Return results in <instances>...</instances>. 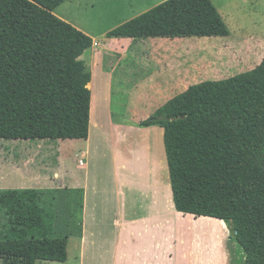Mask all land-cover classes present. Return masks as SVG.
Wrapping results in <instances>:
<instances>
[{"label": "rangeland", "instance_id": "374dc122", "mask_svg": "<svg viewBox=\"0 0 264 264\" xmlns=\"http://www.w3.org/2000/svg\"><path fill=\"white\" fill-rule=\"evenodd\" d=\"M163 1L66 0L54 10L93 39L81 56L91 71L92 142L90 154H86L90 160L87 170L76 167L79 158L87 161L82 154L85 139H0V239L47 236L48 212L55 233L68 236L66 261L36 264H112L115 247L117 264H129V254L134 264H211V260L213 264H230L236 244L226 223L176 210L163 133L149 130L139 121L188 84L228 78L259 64L264 56V0H211L229 31L226 36H107L109 30ZM153 47L159 51L150 56ZM157 72L173 91L152 97L147 87H139L147 79H156ZM87 171L90 214L98 213L100 220L96 231L88 225L92 235L82 249L79 235ZM126 181L132 193H126L125 201L129 198L134 206H140L139 215L155 209L148 200L164 206L168 222L164 237L162 232L152 231L155 223L140 220L134 238L127 237L124 229L119 239L115 200L124 192ZM168 184L171 207L165 206L170 201ZM216 224L222 225L221 231ZM0 264L23 263L0 256Z\"/></svg>", "mask_w": 264, "mask_h": 264}, {"label": "trees", "instance_id": "16d2710c", "mask_svg": "<svg viewBox=\"0 0 264 264\" xmlns=\"http://www.w3.org/2000/svg\"><path fill=\"white\" fill-rule=\"evenodd\" d=\"M66 0H0V139H86L93 44L54 13ZM229 31L211 0H164L108 37H209ZM141 126L163 128L177 211L224 221L230 264H264V56L252 69L188 85ZM0 239V256L23 264L67 260L68 236Z\"/></svg>", "mask_w": 264, "mask_h": 264}, {"label": "crops", "instance_id": "0c3cea01", "mask_svg": "<svg viewBox=\"0 0 264 264\" xmlns=\"http://www.w3.org/2000/svg\"><path fill=\"white\" fill-rule=\"evenodd\" d=\"M151 50H152L151 51L152 53H150V56L156 55L154 52L159 51V50H156L154 47ZM150 56L147 57L149 60V62L147 64L149 66L152 64V62L150 63ZM158 72H157L158 75L156 76V79H152V80L147 79V82L142 83L143 85L141 84V86L139 87V88L144 87L143 89H145V87H147L146 88L147 92H148L149 96H152V97L163 96L164 94H166L170 91H173V89L170 87L169 83L165 79H162V76H160ZM178 85H181V81L178 82ZM186 87H184V89ZM170 97H172V95ZM90 109H91V107H90ZM155 109H153V111ZM115 126H119L118 123H116ZM146 128H148L149 130H158V131L161 130V132L163 133V128L159 125L147 126ZM89 129H90V124H89ZM85 140H86V144H87L86 151L83 152L82 154H83V156H85V158H87V161H84L83 158H79V160L82 159L83 163L80 164L78 162L76 167L78 169H82V166H85V169L89 170L90 160L88 157H86V154L87 155L90 154V150H91L90 149L91 148L90 142H92V139L90 137V131L88 133V137ZM60 150L61 149H59V151ZM20 172L23 174V172H25V171H23V172L20 171ZM123 174H122V176L125 180V174L124 175ZM89 176H90L89 171L84 173L83 184L85 185V189H84V199H83V204H82V222H81L82 228H81L80 235H79V244L82 246V249L85 246L84 243L86 242V240L89 238V236L92 235V233H88V230H87L88 225L90 224L91 226H93V230L96 231L95 230L96 224H98L99 220H100L98 217V213H94L93 216H92V214H90V204H89V197H88ZM129 177L132 178V171H130ZM131 182H132V180H131ZM126 183H127V181L125 182V186L123 185L125 187L124 192L121 194L119 193L117 199L115 200L116 205H117V210H118V217H119V222H118V225L116 227V229H117L116 233L119 236V239H121V234L123 233L124 229H126L127 237H131L130 239L134 238V236H135L134 235L135 234V225L140 220H141V222H151V223L153 222V223H155V228H154L155 230H152V231L154 233L162 232V236L164 237L165 233H164L163 229L165 227V224L168 223L167 222V216L163 212V210H165V208H163L164 206H160L159 204H156L157 201H155V199H154L153 204L150 203V200H148L147 201V203L149 202L148 205L151 207H154L155 209L152 211V213H145L144 212L142 215H139L137 210L140 209V206H134L133 203H130L131 200L129 198H127V201H125V198L127 196L126 193H128V191L132 193V189L131 188L129 189L128 186L126 185ZM130 184L132 185V183H130ZM20 187L31 188V186H29V185L25 186V184H21ZM168 188H169L170 201H169V203H166L165 206L169 205L171 207L172 196H171L170 185ZM147 197H150V195L149 196L146 195V198ZM123 200L127 204H124ZM93 206H95V205H92V208H93ZM216 225L218 227V230L221 231L222 225L221 224H216ZM90 232H92V229L90 230ZM209 252H211V251H209ZM84 256H85V253L82 250L81 251V257L83 260H84ZM157 259H159V258H157ZM117 260H118V247H115V248H113L112 264H117ZM210 262H211V264H213V260H211ZM126 263H128V257L126 259ZM129 264H134V259H133L132 254H129Z\"/></svg>", "mask_w": 264, "mask_h": 264}, {"label": "built area", "instance_id": "2783aa9c", "mask_svg": "<svg viewBox=\"0 0 264 264\" xmlns=\"http://www.w3.org/2000/svg\"><path fill=\"white\" fill-rule=\"evenodd\" d=\"M79 163H80V164H82V163H83L82 159H80V160H79Z\"/></svg>", "mask_w": 264, "mask_h": 264}, {"label": "bare ground", "instance_id": "6f19581e", "mask_svg": "<svg viewBox=\"0 0 264 264\" xmlns=\"http://www.w3.org/2000/svg\"><path fill=\"white\" fill-rule=\"evenodd\" d=\"M88 86L90 87V82L88 83Z\"/></svg>", "mask_w": 264, "mask_h": 264}]
</instances>
